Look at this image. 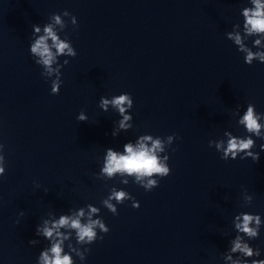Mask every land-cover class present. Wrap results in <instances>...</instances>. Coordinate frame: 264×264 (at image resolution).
Masks as SVG:
<instances>
[{
    "label": "water",
    "instance_id": "95a60500",
    "mask_svg": "<svg viewBox=\"0 0 264 264\" xmlns=\"http://www.w3.org/2000/svg\"><path fill=\"white\" fill-rule=\"evenodd\" d=\"M244 7L248 0H0V264H37L49 246L37 226L89 204L110 231L98 232L103 240L86 246L84 261L73 254L75 264H224L234 217L264 221V140L252 137L258 162L223 161L209 147L225 132L247 135L237 110L243 115L251 103L264 114V64H245L226 37L235 24L242 29ZM65 10L78 27L63 15L64 27L55 24L52 15ZM49 22L77 52L59 58L69 60L59 95L30 55L33 25L42 35ZM246 44L257 51L253 38ZM124 93L133 99V127L114 138L121 117L98 105ZM81 112L86 122L77 120ZM142 135L161 138L157 155L171 169L157 188L146 192L126 174L97 179L108 148L123 154ZM172 135L178 138L169 144ZM112 188L128 192L139 209L128 200L110 213L102 200ZM247 242L264 260V226ZM71 243L81 247L75 233Z\"/></svg>",
    "mask_w": 264,
    "mask_h": 264
},
{
    "label": "clouds",
    "instance_id": "9594fccd",
    "mask_svg": "<svg viewBox=\"0 0 264 264\" xmlns=\"http://www.w3.org/2000/svg\"><path fill=\"white\" fill-rule=\"evenodd\" d=\"M248 3L250 7H244L241 10L242 29L241 25L237 23L233 26L231 32L226 33V37L244 55L245 64L251 66L254 61L264 64V0H248ZM62 15L70 17L72 25L75 28L78 27L76 18L66 10L62 14L54 13L52 15L55 24L64 27V22L61 19ZM40 32V26L33 25L30 55L34 63L43 69L41 75L45 79L51 80V94L59 95L62 85L61 69L69 63V60L65 59L63 64H60L59 58L74 59L77 52L68 36L62 39L57 31H54L51 22L44 25L42 35H38ZM250 38H253V47L257 49L255 52L246 44V41ZM98 107L104 112H108L111 108L121 117L117 122L118 127L116 126L112 132L114 138L118 137L122 131L127 132L133 127V117L129 114L133 108V99L130 94L124 93L110 99L102 96ZM233 115L238 117L237 124L245 129L247 135L236 137L231 132H225L224 137L226 139L210 141L209 147H214L221 154L220 158L223 161L250 158L253 162H258L259 153L252 151L255 147V140L252 137L255 136L264 140V131H262L264 130V123H261L264 120V114L257 113L255 105L250 103L243 115H240L239 110ZM87 119L83 112L77 116L79 122H86ZM177 138L175 135L167 137L169 144ZM148 142H151V147L148 146ZM260 150L264 151V144H261ZM3 151L4 145L0 144V177L5 175L6 167ZM158 152H164L161 138L156 137L153 139L151 135L140 136L135 145L132 142L125 143L123 154L108 148L97 179L102 176L112 179L117 173L126 174L134 176L136 178L135 182L146 192H150L159 186L160 179L168 177L171 173L168 163L162 164L160 162L161 157H158ZM162 158L166 161L169 159L167 155ZM153 176L158 177V179H152ZM144 178H148L146 182H144ZM122 183L127 184L128 181L123 180ZM128 200H132L133 208L139 209V203L128 192L124 190L117 191L112 188L110 195L102 200V205L113 215H118L116 205H122ZM243 201L247 202L244 204L245 206L251 205L253 196L245 192ZM86 212L87 219H84ZM99 214L100 209L91 204L87 205L86 208L71 211V214H62L58 219L49 214V218L44 219L36 228V235L49 242V246L41 251L37 264H75L73 254L80 261H84L86 254L90 251L86 246L92 245L98 239L103 240V235L98 236V232L107 235L110 231L102 219H93L94 216L98 217ZM232 223L237 234L229 242V249L223 254L224 264H248L249 260L251 264H264V260L256 259L261 255L260 249H254L247 242L259 238L260 229L264 226L261 216L242 212L234 217ZM73 233H75L76 244L83 247V251H81V247L73 246L71 243ZM66 242L68 252H65ZM29 244L36 246L39 244V240H31Z\"/></svg>",
    "mask_w": 264,
    "mask_h": 264
}]
</instances>
